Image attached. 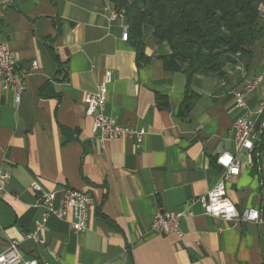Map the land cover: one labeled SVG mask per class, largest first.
Returning a JSON list of instances; mask_svg holds the SVG:
<instances>
[{"label": "crops", "instance_id": "1", "mask_svg": "<svg viewBox=\"0 0 264 264\" xmlns=\"http://www.w3.org/2000/svg\"><path fill=\"white\" fill-rule=\"evenodd\" d=\"M114 10L110 0H0L4 38L19 67L30 71L19 103L11 92L0 94V169L8 174L0 194V252L16 240L25 259L52 264H264V222L208 215L198 201L221 171L216 156L236 154L233 92L264 72V31L251 60L228 64L226 78L190 79L198 96L180 116L187 77L165 69L159 55L168 46H157L146 28L149 61L139 66L136 48L122 38L125 16L111 20ZM107 69L114 80L105 114L144 129L139 147L126 136L98 141L86 114L84 97ZM156 93L167 99L166 108ZM245 100L260 138L254 150L237 154L240 172L227 181V195L238 210L259 209L264 218L260 90ZM33 183L56 192L55 207L64 189L91 195L87 230L77 234L54 215L43 224ZM159 207L192 211L180 221L182 238L150 231ZM34 232L43 242L29 237Z\"/></svg>", "mask_w": 264, "mask_h": 264}, {"label": "built area", "instance_id": "2", "mask_svg": "<svg viewBox=\"0 0 264 264\" xmlns=\"http://www.w3.org/2000/svg\"><path fill=\"white\" fill-rule=\"evenodd\" d=\"M260 13L264 20V4L260 5ZM123 11L114 10L111 13V20L123 15ZM122 38H128V26L124 27ZM264 64V57L262 58ZM37 68V62L32 64ZM240 68V65L236 66ZM30 74L29 70L19 67L11 49L9 42L4 38L0 26V94L3 91L11 92L14 101L19 103L22 93L26 90V78ZM114 74L112 69L105 70L104 78L97 85L94 92L85 95L83 103L85 111L93 120V131L100 142H105L122 136L136 140L137 147L140 146L144 129H135L120 123L115 117L105 114L107 87L113 82ZM255 89L261 92V100L256 110L257 115L264 113V72L251 79L245 80L233 92L234 108L239 111L238 116L232 123L234 133V147L236 154L230 151H223L215 158V163L221 171L214 185L204 195L198 197L204 212L208 215L221 217L225 220H239L243 223L261 224L264 218L259 209L243 208L238 210L236 204L227 195V181L230 177L238 175L240 172V162L237 154L242 150L252 151L259 141L260 130L255 122L249 118L251 114L248 109L245 96ZM8 174L0 169V194H5ZM32 189L36 192L35 205L43 209L44 224L50 215L66 220L75 233H82L89 226L90 211L94 204V199L85 191L75 189H64L61 194L60 206H54L56 192L44 190L38 183L32 184ZM192 211L173 210L159 207L155 213L150 231L159 235L175 234L183 237L180 221L185 216H190ZM42 224V225H43ZM40 225V227L42 226ZM29 237L38 242H43L37 232L31 233ZM0 264H52L49 261H40L35 257L25 259L22 255L19 244L12 240L6 249L0 252Z\"/></svg>", "mask_w": 264, "mask_h": 264}, {"label": "trees", "instance_id": "3", "mask_svg": "<svg viewBox=\"0 0 264 264\" xmlns=\"http://www.w3.org/2000/svg\"><path fill=\"white\" fill-rule=\"evenodd\" d=\"M110 1L124 13L127 40L136 48L139 66L149 61L144 35L150 28L156 45L168 46V51L159 55L165 69L186 75L188 88L180 116L190 112L198 96L189 88L190 79L195 74L226 78L228 64H236L238 59L251 60L253 46L264 31L260 13L264 0ZM156 101L161 108L168 106L167 99L159 93ZM66 134L63 129V143L69 140ZM213 163L216 166L215 160Z\"/></svg>", "mask_w": 264, "mask_h": 264}, {"label": "rangeland", "instance_id": "4", "mask_svg": "<svg viewBox=\"0 0 264 264\" xmlns=\"http://www.w3.org/2000/svg\"><path fill=\"white\" fill-rule=\"evenodd\" d=\"M150 29V28H149Z\"/></svg>", "mask_w": 264, "mask_h": 264}]
</instances>
